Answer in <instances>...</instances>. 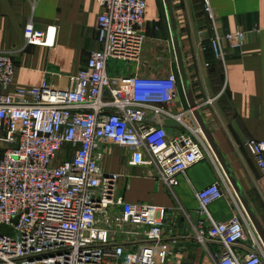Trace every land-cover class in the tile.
Returning a JSON list of instances; mask_svg holds the SVG:
<instances>
[{
  "label": "built area",
  "instance_id": "obj_1",
  "mask_svg": "<svg viewBox=\"0 0 264 264\" xmlns=\"http://www.w3.org/2000/svg\"><path fill=\"white\" fill-rule=\"evenodd\" d=\"M99 48L90 52L68 88L23 90L12 85V51L0 52V264H168L172 247L163 241L165 208L123 201L116 176L100 165L101 146L129 154L145 176L173 188L178 176L206 158L198 126L184 120L190 109L170 106L181 89L177 70L165 75H112L110 60L140 62L145 0H97ZM199 47L223 62L224 45H243L242 31L220 33L209 0ZM55 29L28 23L24 45L50 47ZM182 90V89H181ZM247 145L264 177V142ZM194 236L213 264H264V246L244 211L216 221L208 206L222 198L219 181L196 194ZM190 218L189 214H186ZM249 241L246 251L231 245Z\"/></svg>",
  "mask_w": 264,
  "mask_h": 264
},
{
  "label": "crops",
  "instance_id": "obj_2",
  "mask_svg": "<svg viewBox=\"0 0 264 264\" xmlns=\"http://www.w3.org/2000/svg\"><path fill=\"white\" fill-rule=\"evenodd\" d=\"M145 1L140 62L127 63V74L120 75H165L170 69L177 70L164 1ZM209 1L218 32L242 31L245 40L236 49L224 45L223 62L205 67L204 62L212 59L209 50H201L198 44L200 31L207 25L202 0H171L189 82L203 119L264 227V177L233 126L235 123L246 142H264V0ZM99 11L97 0H0V52H13L12 85L28 90L45 80L51 87H70L90 52L99 48ZM28 23L39 30L55 29L54 44L25 46ZM109 72L119 75L113 65ZM170 107L174 111L189 109L181 89ZM184 120L198 126L192 112ZM197 136L206 158L179 175L173 188L145 176L144 167L131 165L129 154L121 147L108 143L100 149L103 171L116 176L117 197L166 209L163 241L174 253L168 264H213L209 253L224 248L216 240L202 245L195 239L198 191L220 182L224 196L208 206L216 221L243 212L212 150L201 133ZM248 246L249 241L231 245L239 251Z\"/></svg>",
  "mask_w": 264,
  "mask_h": 264
},
{
  "label": "water",
  "instance_id": "obj_3",
  "mask_svg": "<svg viewBox=\"0 0 264 264\" xmlns=\"http://www.w3.org/2000/svg\"><path fill=\"white\" fill-rule=\"evenodd\" d=\"M163 1L165 5L166 16H167L168 26L170 30V35H171L172 47H173L175 61H176V69L178 72L181 89L184 93V96L188 104V108L192 111L193 117L195 118L209 148L212 150L214 156L216 157V160L219 163L224 173L226 181L228 182L229 186L231 187L234 194L236 195L254 232L256 233L262 245L264 246V227L261 224L246 193L241 187L239 181L237 180L233 170L231 169V166L227 162L225 156L223 155L216 141L214 140L211 134V131L209 130L205 120L203 119L202 114L200 113L197 107V103L193 97V93H192L190 82H189L186 63H185V59L183 56V51H182V47H181V43H180L178 31H177V25L175 21V16H174L171 0H163ZM233 126L241 142L243 143L245 149L248 151V153H251L247 145V142L242 136V134L240 133L238 127L236 126L235 123H233Z\"/></svg>",
  "mask_w": 264,
  "mask_h": 264
},
{
  "label": "rangeland",
  "instance_id": "obj_4",
  "mask_svg": "<svg viewBox=\"0 0 264 264\" xmlns=\"http://www.w3.org/2000/svg\"><path fill=\"white\" fill-rule=\"evenodd\" d=\"M110 65H113L114 68L116 69L117 74L120 75V74H127V71L129 68L128 65H130V64H127L126 62L121 61V60H110L108 63L109 71H110ZM0 147H1V145H0Z\"/></svg>",
  "mask_w": 264,
  "mask_h": 264
}]
</instances>
